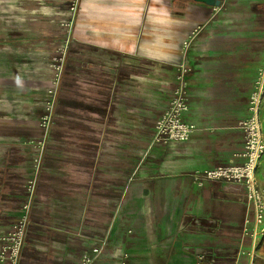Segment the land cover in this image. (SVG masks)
I'll list each match as a JSON object with an SVG mask.
<instances>
[{
  "label": "crops",
  "instance_id": "1",
  "mask_svg": "<svg viewBox=\"0 0 264 264\" xmlns=\"http://www.w3.org/2000/svg\"><path fill=\"white\" fill-rule=\"evenodd\" d=\"M14 2L45 36L42 22L59 26L71 0ZM11 24L12 0H0V52L8 46L9 57ZM198 27L185 115L198 129L185 142L151 147L183 41ZM74 37L70 55L89 81L60 89L65 114L42 152L0 133V235L21 216L38 163L20 264H80L103 243L93 264H199L196 248L214 253L210 264H264V245L253 263L237 254L251 247L245 187H198L191 177L244 161L240 126L264 63V0H222L218 11L197 0H80ZM261 118L264 134V108Z\"/></svg>",
  "mask_w": 264,
  "mask_h": 264
},
{
  "label": "built area",
  "instance_id": "2",
  "mask_svg": "<svg viewBox=\"0 0 264 264\" xmlns=\"http://www.w3.org/2000/svg\"><path fill=\"white\" fill-rule=\"evenodd\" d=\"M80 0H71L69 5V17L60 22L66 28V35L58 51L61 54L60 63L56 65V77L49 87V94L53 102H49L47 113L41 119L40 126L44 131L43 139L37 146L41 152L45 147L47 132L51 123L53 106L56 101L63 65L68 53L70 43L75 40L74 26L78 15ZM218 11L220 6H215ZM200 31L195 29L183 41V57L178 64L176 84L166 110L159 116L154 126V136L151 147L157 144H170L173 142H185L198 129L193 122L185 120V115L190 109L189 103V51L192 43ZM264 108V63L259 69L254 81L253 89L248 102V115L242 121L240 128L245 137V150L242 154L244 161L241 164L220 165L214 168L195 169L191 173L192 181L198 187H202L206 181H222L242 184L246 190V199L252 206L250 214L245 219L243 233L251 240V247L247 250L239 249L238 255H246L253 263L258 257V252L264 245V134L261 111ZM40 152V153H41ZM41 157V154L40 156ZM40 159V158H39ZM28 181L27 192L29 194L23 205L21 216L14 221L10 231L0 235V264H20L22 251L25 247L27 233L30 224V209L36 189L37 169ZM196 223H200L196 220ZM210 224L217 221L210 220ZM184 227V226H183ZM102 246L93 247L85 252L80 264H93L103 252ZM199 264H210L215 261L213 252L206 248L194 249ZM127 254H124V258ZM125 264V260L122 261Z\"/></svg>",
  "mask_w": 264,
  "mask_h": 264
},
{
  "label": "rangeland",
  "instance_id": "3",
  "mask_svg": "<svg viewBox=\"0 0 264 264\" xmlns=\"http://www.w3.org/2000/svg\"><path fill=\"white\" fill-rule=\"evenodd\" d=\"M24 18L26 16L15 10V2L12 0L11 57L8 56V46L1 45L0 52V133L14 136L16 144L27 142L26 145L34 147L39 140L37 136L45 134L40 123L48 112V103L53 102L48 91L56 77L55 67L60 63V39L63 41L67 31L61 25L50 26L42 22L46 26L45 36H42L38 25L24 21ZM74 42L75 40L70 43L63 65L46 141L57 126L58 117L65 114L60 89L66 87L67 82L76 84L89 81L88 74H80V70L76 68L77 65L85 66L84 62L75 61L73 55H70L75 48ZM3 139L4 137L2 142ZM28 196L25 189V201ZM30 226L31 221L29 229Z\"/></svg>",
  "mask_w": 264,
  "mask_h": 264
},
{
  "label": "water",
  "instance_id": "4",
  "mask_svg": "<svg viewBox=\"0 0 264 264\" xmlns=\"http://www.w3.org/2000/svg\"><path fill=\"white\" fill-rule=\"evenodd\" d=\"M197 1L204 2L211 6H220L222 3V0H197Z\"/></svg>",
  "mask_w": 264,
  "mask_h": 264
}]
</instances>
